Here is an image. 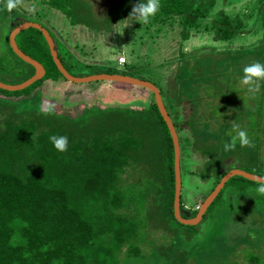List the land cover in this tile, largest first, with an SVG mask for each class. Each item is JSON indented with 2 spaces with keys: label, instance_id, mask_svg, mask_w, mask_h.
<instances>
[{
  "label": "trees",
  "instance_id": "1",
  "mask_svg": "<svg viewBox=\"0 0 264 264\" xmlns=\"http://www.w3.org/2000/svg\"><path fill=\"white\" fill-rule=\"evenodd\" d=\"M3 1L5 6L6 0ZM32 1L24 0L23 3H27L28 16H36ZM34 1L61 11L72 25H83L80 27L81 33L86 31L97 35H102L105 30L112 29L114 24L128 19L133 5L139 2L133 0L128 6L116 9L113 14L97 17L85 0ZM240 1L160 0V9L153 18L162 24L172 21L177 23L184 41V55H189L192 50L191 38L199 33H206L205 36L208 35L212 38L211 42L215 43L211 54L216 51L228 54L227 58L216 60L217 67L235 62L238 69L228 71V74L232 76L237 73L243 77L246 65L257 61L264 64V0H256L247 15L233 7ZM20 10L16 8L9 12L4 8L0 12V24L5 27V35L0 38V81L9 84L24 81L35 71L32 65L12 51L8 42V35L15 26L25 21H35L26 19L22 16L26 13ZM232 11L238 13L232 17ZM193 30L195 35H192ZM15 42L24 53L44 66L45 75L21 90L0 89V264H139L143 259L185 264L189 254L184 247L177 245L178 237L188 242L198 232L202 233L198 228L212 205L220 203L224 189L233 187L238 191L240 199L249 186L258 185L242 176H233L225 182L198 224L184 225L178 222L173 214V144L152 95V101H147V110L162 127L160 135L163 138L164 167L162 173L156 174L153 170L147 173L149 191L142 193L147 198L144 201L147 207L143 210L141 202L126 196L119 185L120 174L125 172L126 164L129 165V160H124L122 154L126 147L125 141L132 138L126 137L129 133H123L122 139L119 138L120 133L111 136L116 129L120 131L112 118L108 120L110 125L107 133L103 130L96 133V127L92 128L95 123L92 125L90 121L84 120L77 124L68 121L71 124L67 126L66 133L58 131L54 127V118L58 114L45 115L36 102L42 98L43 84L59 82L64 77L54 64L47 42L38 29L30 27L20 31L15 36ZM55 48L65 69L72 75L83 76L71 72L70 63L60 55L56 43ZM140 55L142 54L135 53L131 63L125 60L123 71L107 67L100 73L130 75L155 84L142 70L149 68L151 72H155L162 67L166 68V63H158L154 60L155 57L151 59L147 52L142 55L144 59L138 60ZM203 60L213 64L208 56H204ZM199 61L201 65L202 62ZM185 62L187 60L184 61L181 57V71ZM196 74L200 75L196 71L187 76L185 73V77L176 72L169 75L164 86V96L160 87L155 84L178 134L180 152L183 148L192 158L191 164L195 163L193 154L199 144H202L203 149H208L207 143L211 141L196 133V126L200 121L192 110L193 103L197 100L192 97L194 91L191 93L189 89L183 88L184 83L195 80ZM160 75L164 79V75ZM260 84L259 92L262 94L264 81H260ZM183 93L186 98H182L185 96ZM181 105H185L183 114L179 109ZM260 108L261 106L256 112ZM187 110L189 113H185ZM141 116L139 120L143 119ZM87 127L95 130L94 133L90 130L91 133L79 140L80 130ZM52 135L68 138L66 152L55 149L49 139ZM75 139L76 145L83 148L77 147L73 152L70 147L74 146L72 141ZM208 150L209 154L202 158L201 164L206 169L204 179L213 182L202 199L232 169L219 167L214 176L210 177L215 163L220 166L224 160L214 159V148ZM127 154L129 158V151ZM244 170L264 176V169L258 165L255 169ZM181 194V215L185 218L195 216L199 205L195 207L193 202L187 205ZM131 201L137 206L139 204L140 211L130 212ZM139 247L148 249L149 256L145 258ZM123 250L124 253L121 254ZM248 258L244 264H263L257 256Z\"/></svg>",
  "mask_w": 264,
  "mask_h": 264
},
{
  "label": "rangeland",
  "instance_id": "2",
  "mask_svg": "<svg viewBox=\"0 0 264 264\" xmlns=\"http://www.w3.org/2000/svg\"><path fill=\"white\" fill-rule=\"evenodd\" d=\"M85 1L91 6L94 15L105 17L113 14L116 9L128 6L133 0ZM32 2L35 5L36 16L27 15V3L23 7H18L22 13H26L22 16L35 20L51 32L60 55L62 54L65 61L70 63L71 66L68 67L70 66L69 69L75 74L91 75L100 73L107 67L123 71L124 63L118 64L120 56L131 63L135 53L143 55L147 52L151 59L155 57L154 60L158 63L161 61L166 63V68L162 67L155 72H151L149 68L142 70L147 78H151L160 87L164 96V86L169 75L176 72L185 77V73L187 76L190 73L195 74L196 71L200 75L196 74L195 80L184 83L183 86L191 93L194 91L192 97L197 100L193 103L192 110L193 115L200 121L196 126V133H200L201 138L211 139L206 147L215 149L214 159L224 160L220 166L215 163L210 177L214 176L219 167L251 170L258 165L264 169V93L250 94L247 86L241 84L242 77L239 74L232 76L228 74V71L238 69L235 62L217 67L216 60L227 58L228 54L226 51L224 54L217 51L211 54V48L215 43L211 42L212 38L208 35L205 36L206 33L195 35L196 32L193 30L192 35L195 36L190 40L192 50L189 55H184L182 52L184 41L174 21L162 24L152 17L149 23L140 24L138 21L125 19L114 24L112 29L105 30L102 35L86 31L81 33L80 27L83 25H72L61 11L40 1ZM253 4H256V0H241L233 7L247 15L251 12ZM4 8H6L4 1L0 0V12ZM237 13L232 11L231 16L234 17ZM4 35L5 27L0 24V38ZM142 55L137 59H144ZM204 56L210 57L213 64L202 61ZM181 57L184 61L187 60L182 71ZM160 74L164 75V79ZM60 80L43 84L42 98L36 104L39 107L47 103L55 104L53 113L58 116L55 114L54 127L62 133H66L67 126L71 124L68 121L77 124L82 120L90 121L92 125L95 123L92 128L96 127V133H101L102 130L107 133L109 118L114 119V124L120 128V131L116 129L111 136L120 133L119 138L122 139L123 133H129L126 137L132 138L125 141L126 147L122 153L124 160H129V165L126 164L125 172L120 174L119 185L126 196L137 199L138 203L141 202L142 209H146L147 203L144 201L147 198L143 197L142 193L149 191L147 173L152 170L156 174L162 173L164 167L163 138L160 135L162 127L147 110V101H152L153 94L140 86L122 82L74 83L65 78ZM182 95H185L182 98L187 97L185 93ZM36 104L35 106H38ZM166 105L168 106L167 103ZM259 106L261 108L256 112ZM184 107L185 105H181L179 108L181 114L184 113ZM140 115L143 117L142 120H139ZM233 123L247 132L254 147H241L238 142L235 151H224V143L230 142L232 135L236 134L232 127ZM92 128L80 130L79 140H83L82 136L91 131L94 133L95 130ZM76 141L77 139L72 141L74 146L70 147L73 152L77 147L83 148L76 145ZM119 147L120 151L121 146ZM208 149H203L202 144H199L193 154L195 163L192 164V158L183 148L180 152L181 197L187 205L193 202L197 207L212 186L213 180L204 179L206 169L201 164L202 158L209 154ZM257 187L258 185L249 186L243 191V197L240 199L238 191L233 187L224 189L220 203L212 205L199 226L198 229L202 230V233L198 232L193 240L188 242L178 237L177 245L184 247L189 254L185 264H244L251 256H257L259 262L264 264V195L255 191ZM223 198L226 204L223 203ZM138 206L131 201L130 212H137ZM139 250L143 252L145 258L149 256L148 249L139 247ZM123 253L124 250L121 254ZM155 260L158 262L154 259L145 261L143 259L139 264H168L161 259Z\"/></svg>",
  "mask_w": 264,
  "mask_h": 264
},
{
  "label": "water",
  "instance_id": "3",
  "mask_svg": "<svg viewBox=\"0 0 264 264\" xmlns=\"http://www.w3.org/2000/svg\"><path fill=\"white\" fill-rule=\"evenodd\" d=\"M36 28L38 29L43 37L45 38L50 55L54 64L56 65L59 72L63 75V77L74 83H88L94 81H107V82H122L127 84H132L136 86H140L142 88L148 89L153 94V98L157 109L164 120L169 134L171 136L172 144H173V172H174V197H173V214L175 219L184 225H196L198 224L205 211L207 210L208 206L212 203L215 197L218 195L222 187L224 186L225 182L233 177V176H242L248 180L257 182L258 180H264V176L260 174H255L252 172H248L243 169L234 168L227 171L219 180V182L215 185L212 191L202 200L197 208V213L193 217L185 218L181 215L180 212V194H181V174H180V145L178 134L174 127V124L171 120L168 111L164 105L163 99L161 97L159 88L153 84L152 82L141 79L138 77H133L130 75H123V74H112V73H95L86 76H75L70 74L65 67L63 66L62 62L58 57L57 50L55 48L54 39L51 36L48 29L42 26L40 23L36 21H25L23 23L18 24L15 26L8 35V42L9 46L11 47L12 51L23 61L32 65L35 69L34 74L29 77L28 79L17 83V84H9L0 81V89L7 90V91H17L26 88L27 86L31 85L34 81L41 79L45 75V68L44 66L37 61L36 59L30 57L26 53H24L16 44L15 36L20 31L27 29V28Z\"/></svg>",
  "mask_w": 264,
  "mask_h": 264
},
{
  "label": "clouds",
  "instance_id": "4",
  "mask_svg": "<svg viewBox=\"0 0 264 264\" xmlns=\"http://www.w3.org/2000/svg\"><path fill=\"white\" fill-rule=\"evenodd\" d=\"M23 3L24 0H6L5 7L7 11L11 12L22 6ZM159 9L160 0H139L138 3L133 5L127 20H135L140 24L149 23L150 19L156 15ZM260 81H264V64L257 61L246 65L243 69L241 84L247 86V91L250 94L255 95L260 91ZM54 109V103H47L41 106V111L45 115L52 114ZM232 127L236 134L232 135L230 142L224 143L223 149L225 152L235 151L238 142L241 147H254L246 131L240 129L239 125L235 123L232 124ZM49 139L57 151L66 152L68 150L69 141L66 136L52 135ZM257 184L258 187L255 191L260 195H264V180H258Z\"/></svg>",
  "mask_w": 264,
  "mask_h": 264
},
{
  "label": "built area",
  "instance_id": "5",
  "mask_svg": "<svg viewBox=\"0 0 264 264\" xmlns=\"http://www.w3.org/2000/svg\"><path fill=\"white\" fill-rule=\"evenodd\" d=\"M124 62H125V57L120 56V57L118 58V64H123Z\"/></svg>",
  "mask_w": 264,
  "mask_h": 264
}]
</instances>
